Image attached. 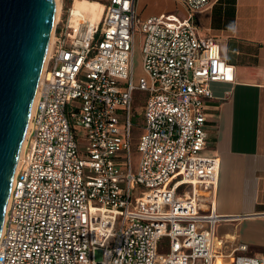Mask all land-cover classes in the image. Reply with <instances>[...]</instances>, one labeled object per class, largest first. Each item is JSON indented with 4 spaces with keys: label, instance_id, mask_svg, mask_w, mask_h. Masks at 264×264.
Returning a JSON list of instances; mask_svg holds the SVG:
<instances>
[{
    "label": "built area",
    "instance_id": "built-area-1",
    "mask_svg": "<svg viewBox=\"0 0 264 264\" xmlns=\"http://www.w3.org/2000/svg\"><path fill=\"white\" fill-rule=\"evenodd\" d=\"M176 1L185 17H143L138 0H107L97 23L81 19L73 27L62 14L54 21L5 210L0 264H217L220 257L264 264V257L235 254L248 249L242 243L225 255L216 226L229 217L198 210V189L216 188L220 175V159L202 154L206 103L213 83H234L235 65L196 23L220 0ZM137 89L148 96L134 171ZM78 129L87 138L82 153ZM184 186L190 190L181 195Z\"/></svg>",
    "mask_w": 264,
    "mask_h": 264
},
{
    "label": "crops",
    "instance_id": "crops-1",
    "mask_svg": "<svg viewBox=\"0 0 264 264\" xmlns=\"http://www.w3.org/2000/svg\"><path fill=\"white\" fill-rule=\"evenodd\" d=\"M160 2L147 10L141 0L138 12L143 17L176 13L180 5ZM196 23L235 65L234 83H213L214 98L206 103L208 139L202 154L220 159V175L216 188L198 189V210L229 217L216 226L225 255L242 243L248 249L235 254L264 257V0H220L200 11ZM189 190L184 186L181 195ZM217 264L230 259L220 257Z\"/></svg>",
    "mask_w": 264,
    "mask_h": 264
},
{
    "label": "water",
    "instance_id": "water-1",
    "mask_svg": "<svg viewBox=\"0 0 264 264\" xmlns=\"http://www.w3.org/2000/svg\"><path fill=\"white\" fill-rule=\"evenodd\" d=\"M55 13V0H0V233Z\"/></svg>",
    "mask_w": 264,
    "mask_h": 264
},
{
    "label": "rangeland",
    "instance_id": "rangeland-1",
    "mask_svg": "<svg viewBox=\"0 0 264 264\" xmlns=\"http://www.w3.org/2000/svg\"><path fill=\"white\" fill-rule=\"evenodd\" d=\"M98 1H100L102 4L106 2V0H98ZM140 1L141 0H138V4L140 3ZM59 2L61 6L59 17L62 14L65 21L69 19L70 22H72V19H75V16H74L75 11L73 9L75 0H59ZM160 4H161L160 0H144V5H148L147 10L152 9L150 6H153V8H156ZM176 7H177L176 13L180 17H185V13H183V9L180 7V5ZM70 9H72V14L69 17ZM141 74H142L141 37L138 36L136 39V49H135V75H136L135 77L136 79ZM147 96L148 95L145 91H142L139 89L135 90L133 94V97H134L133 109L135 111V115L132 118V122L134 126H133L132 141H131L130 159H131V163H132V167L134 171H137L140 158H141V154L138 150V145H139V137L143 133V125H144L143 116L139 114V111L141 107L145 105ZM77 133H78L79 147L82 153L87 145L86 133L82 129H78ZM168 248H169L168 239L165 238L161 241L160 252L165 253L168 251ZM94 256L97 261H101L103 259L102 249L96 250Z\"/></svg>",
    "mask_w": 264,
    "mask_h": 264
},
{
    "label": "bare ground",
    "instance_id": "bare-ground-1",
    "mask_svg": "<svg viewBox=\"0 0 264 264\" xmlns=\"http://www.w3.org/2000/svg\"><path fill=\"white\" fill-rule=\"evenodd\" d=\"M55 1H56L55 23H57L58 18H59V14H60V10H61V6H60L59 0H55ZM73 9L75 11L74 12L75 19H72V22H70V23L73 27H78L81 19L89 20L91 23H95V22L99 21L101 19V16H102V13L104 10V4H102L98 0H75ZM53 31H54V29H53ZM53 31H52V34L50 37V41H49L46 59L44 62L42 73L44 72L47 60L51 54L52 46L54 43ZM36 98H37V94H36V96L33 100V103H32L31 114H32L34 107H35V104H36ZM30 126H31V122H29V124H28L26 135L24 137V140H23V143L21 146L20 154L23 153V151L26 147V141H27V136L29 133Z\"/></svg>",
    "mask_w": 264,
    "mask_h": 264
}]
</instances>
